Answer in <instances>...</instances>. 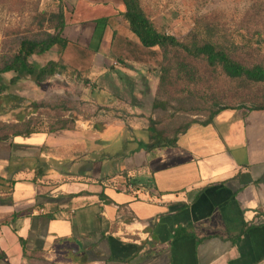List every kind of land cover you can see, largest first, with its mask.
Listing matches in <instances>:
<instances>
[{
	"label": "crops",
	"instance_id": "0c3cea01",
	"mask_svg": "<svg viewBox=\"0 0 264 264\" xmlns=\"http://www.w3.org/2000/svg\"><path fill=\"white\" fill-rule=\"evenodd\" d=\"M65 4V49L32 58L63 64L46 86L78 79L95 106H152L161 52L131 33L121 0ZM69 114L71 128L0 141V264H264V110L158 139Z\"/></svg>",
	"mask_w": 264,
	"mask_h": 264
},
{
	"label": "trees",
	"instance_id": "16d2710c",
	"mask_svg": "<svg viewBox=\"0 0 264 264\" xmlns=\"http://www.w3.org/2000/svg\"><path fill=\"white\" fill-rule=\"evenodd\" d=\"M3 1L0 0V4ZM57 1V11L40 10L38 4L29 10L28 27L23 31L10 33L12 38L9 48L0 50V114L22 106L25 99L12 90L19 82L30 79L37 87L44 88L49 79L64 70L59 59L44 63L32 59L35 56L44 57L52 49H56L59 57L68 44V40L63 36L66 27L65 13L68 9L65 0ZM121 2L125 9L122 16L131 33L138 38L143 47L160 49L161 65L157 96H162L161 91L166 93L168 86L176 83L200 85L206 80V75L201 72L200 67L211 74L222 75L242 84H264L262 55L264 0H249L247 11L234 27L222 25L212 17L197 16L192 29L183 39L167 33L164 27L153 22L141 0ZM106 21L107 19H101L97 23ZM6 74H11V77L6 78ZM28 105L34 110L40 107L35 103ZM163 106L157 99L152 104L153 109ZM234 108L236 107L221 106L217 110H212L203 123H210L219 111ZM245 110H264V102ZM56 119L58 120L48 128L49 131L72 127L73 119ZM187 127L180 132L185 131ZM37 130L32 117L19 119L17 122L1 123L0 141H8L14 136L29 135Z\"/></svg>",
	"mask_w": 264,
	"mask_h": 264
},
{
	"label": "rangeland",
	"instance_id": "374dc122",
	"mask_svg": "<svg viewBox=\"0 0 264 264\" xmlns=\"http://www.w3.org/2000/svg\"><path fill=\"white\" fill-rule=\"evenodd\" d=\"M141 3L152 18L160 15L159 20L163 22L160 26L179 39L190 32L197 16L212 17L222 25L234 27L243 18L250 4L249 0H141ZM37 4L40 10L46 11H56L58 7L57 0H4L0 4V50L9 48L12 38L10 33L23 31L28 27L29 10ZM262 55L264 56V49ZM200 70L206 75V80L200 85L176 83L168 86L166 93L161 91L162 96L155 93L154 97V102L157 99L163 107L153 109L151 103L148 106L144 104L143 108L133 110V113L122 105L95 106L92 103L95 97H92L89 86L82 80L66 78L64 80L71 83L68 87L66 84H52L39 88L30 79H25L12 88L15 94L25 99L22 106L0 114V124L14 122L15 116H19L20 112H33L31 117L37 128L47 129L53 125L55 118H60L61 114H67L69 110V116L75 117L77 112L84 113V119L93 115L92 122L97 126H106L102 123L105 121L109 128H114L118 118L121 119L120 127L116 128L129 130L131 125H148L156 130L157 139L172 138L193 122L205 121L212 110L221 106L248 109L264 102V84L246 85L222 75L211 74L202 67ZM5 76L10 78L11 74ZM84 88L87 90L84 91ZM29 103L40 107L34 110L29 107ZM98 112L101 115L94 118ZM138 137L141 138L140 135ZM104 138L106 137L103 136Z\"/></svg>",
	"mask_w": 264,
	"mask_h": 264
},
{
	"label": "built area",
	"instance_id": "2783aa9c",
	"mask_svg": "<svg viewBox=\"0 0 264 264\" xmlns=\"http://www.w3.org/2000/svg\"><path fill=\"white\" fill-rule=\"evenodd\" d=\"M128 188H129V186H128Z\"/></svg>",
	"mask_w": 264,
	"mask_h": 264
}]
</instances>
